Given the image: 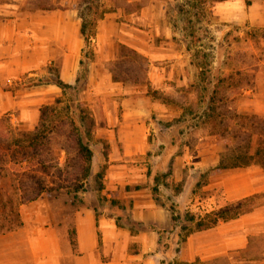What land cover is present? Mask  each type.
<instances>
[{
	"label": "crops",
	"instance_id": "0c3cea01",
	"mask_svg": "<svg viewBox=\"0 0 264 264\" xmlns=\"http://www.w3.org/2000/svg\"><path fill=\"white\" fill-rule=\"evenodd\" d=\"M179 5L185 10L188 0H0V133L37 126L41 108L64 95L57 72L72 86L84 81L102 99L105 124L93 133L111 150L108 160H93L90 181L96 165L105 169L75 212L74 235L57 223L50 200L39 197L21 205V227L0 234V264H264V167L207 173L220 159L217 136L198 137L197 126H186L189 102L201 98L203 67L191 59ZM191 5L195 12L208 7L209 27L222 24L223 37L247 33V23L264 26V0ZM94 19L87 41L82 23ZM131 51L145 58L144 79L116 80L118 60L137 62ZM258 79L264 85V76ZM246 95L256 101L252 111L264 115V89ZM151 127L162 129L158 144ZM185 136L197 138L184 142ZM149 151L151 158L140 160ZM253 196L259 199L253 208L207 228L185 221L187 212L219 211ZM190 197L195 204L188 209ZM174 233L179 240L170 250ZM9 249L16 254L8 256Z\"/></svg>",
	"mask_w": 264,
	"mask_h": 264
},
{
	"label": "trees",
	"instance_id": "16d2710c",
	"mask_svg": "<svg viewBox=\"0 0 264 264\" xmlns=\"http://www.w3.org/2000/svg\"><path fill=\"white\" fill-rule=\"evenodd\" d=\"M96 11L98 13L97 9L95 13ZM95 23V19L83 20L81 32L87 41L91 39ZM124 50L130 51L126 48L123 52ZM129 55L137 62L118 60L114 66L121 68V71H117L113 66V77L116 80H143L145 58L132 51ZM55 76L56 83L63 89L64 95L75 89V86L59 79L57 72ZM217 92V88H214L209 98L205 121L214 125L212 133L217 136L221 153L219 162L206 172L221 173L233 167L247 166L252 163H258L264 167V136H261L264 135V115L239 112L238 109L231 110L228 103L217 96ZM69 100L74 99L69 98ZM62 102V96H59L55 103L41 108L36 131L19 129L14 132L6 130L0 133V234L21 227L23 223L21 205L36 200L43 193L52 199L53 203L62 207V210L55 214L57 223L65 226L71 236L75 233V212L86 205L84 198H81L78 192L83 188L84 180L90 175L93 153L83 139L75 133L77 128L73 119L68 118L69 126L73 125V127L70 126L72 128L67 138L75 141L81 164L77 165L78 167L72 165L67 168L61 167L59 160L40 158L43 150L50 146L51 135L56 132L59 125L65 126L63 124L67 122L64 118L51 120ZM219 104L226 108L223 111L220 110ZM248 116L251 119L250 124L245 122ZM259 128L262 132L256 138ZM154 190L157 189L154 188ZM228 209L205 213L187 212L185 221L194 222L197 228L204 229L218 223L221 219L239 213L229 215ZM173 219L177 220L179 216L173 214Z\"/></svg>",
	"mask_w": 264,
	"mask_h": 264
},
{
	"label": "rangeland",
	"instance_id": "374dc122",
	"mask_svg": "<svg viewBox=\"0 0 264 264\" xmlns=\"http://www.w3.org/2000/svg\"><path fill=\"white\" fill-rule=\"evenodd\" d=\"M246 1L247 4L251 5L252 0ZM188 3L189 7H191V0H188ZM189 7H186L185 10H183L184 8L179 5V11H181L182 19H184L182 20L184 21L183 26L190 34L188 39L190 41L189 46L191 47V59L196 63L201 64L203 68L199 72V80L201 81V84L197 85L198 94H200L201 98L197 101L189 102L191 110L188 117L191 119L186 126H197L199 131L197 136L199 137L201 133H210L214 130V125L209 121L208 123H205L204 117V111L207 109L209 103L208 98L211 96L214 88H217L218 90L217 96L223 98L228 103V107H231V110L238 109L239 112L254 113L252 107L255 105L256 101L251 99V95H246V91L254 89L257 86L264 89V85H257V82L261 81L258 78L264 76V26L247 23V33L239 34L238 30H236V32L233 31L230 36L223 37L222 24H216L215 28L212 26L209 27V13L206 10L208 7L200 6L199 10L196 12L193 8ZM83 11L86 12L85 10ZM193 13H196V15ZM240 66H245L246 68L240 69ZM260 66L262 67L260 68ZM115 69L121 71V68L119 69V67H115ZM138 73L140 74V72ZM84 76L85 73H83L82 77ZM222 79H224V81H222ZM83 83L81 86L75 85L74 90L65 95H61L63 102L59 105L57 113L54 114L51 120L64 118L67 122L63 124L65 126L59 125L56 132L51 135L50 146L43 150V154L40 156L41 159L59 160L61 167L67 168L72 165L78 167L79 164H81L80 156L75 147V141L67 138L68 134H70L69 130L73 127V125H70L72 126L70 127L68 123V118H71L74 120L75 127L77 128L75 133H77V136L81 137L92 150L93 155L90 166H92L93 160L94 163L98 160H108V154L111 151L110 148L105 142L98 144V141L100 140H97L93 133L94 128L98 124H105V117H103L101 109L102 99L94 93L87 92L89 86L84 85ZM217 84L219 85L217 86ZM69 98H73L74 100L70 101ZM219 108L223 111L226 107H222L219 104ZM191 113H194L193 116ZM179 120L182 122L184 121L181 119ZM250 121V116H248L245 119V122L250 124ZM161 126V123H156L155 128H162ZM22 127L21 130L36 131L35 128L27 129L24 126ZM161 130L156 132L155 129L151 127L150 136H152L153 141H155L156 144H158L157 136L163 139ZM257 132L258 133L255 135L256 138L261 134L262 130L259 128ZM197 136H185L184 142H189V140H193L194 138H197ZM261 136L264 135L262 134ZM191 151H195V148L193 149L191 147ZM161 152V147L156 145L154 149L151 150L154 157H158ZM151 153L150 151L149 153H144L140 160H149V158H151V156H149ZM158 160H161V157H159ZM105 165L106 163H99V165H96L97 174L94 180L90 181L89 176L84 180L83 188L78 192V195L81 198L88 196L91 189L94 190L100 185L98 178L103 173ZM53 169H51V171ZM164 180L165 178L163 177V181ZM175 186L176 185H174V187ZM199 192L201 193V191ZM207 192V190H202L201 195L206 194ZM40 197L48 198L50 200L54 216L57 212L62 210V207L59 206V204L53 203L52 199H50L45 193ZM258 200V198L253 196L241 203H229V205H227L229 206L227 214H235L242 209L249 210L253 208ZM194 204L195 200L191 201L190 197L185 207L189 209ZM176 239L177 236L174 233L170 237V240H168L170 250V242L175 241ZM260 244H264V238H261ZM1 249L2 248L0 247V250ZM7 252L8 256L16 254V251L12 249L7 250Z\"/></svg>",
	"mask_w": 264,
	"mask_h": 264
}]
</instances>
